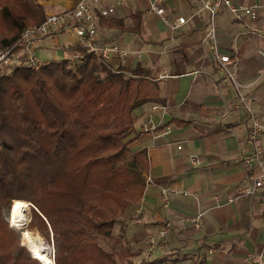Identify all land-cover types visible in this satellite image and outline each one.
I'll return each mask as SVG.
<instances>
[{"label":"crops","instance_id":"crops-1","mask_svg":"<svg viewBox=\"0 0 264 264\" xmlns=\"http://www.w3.org/2000/svg\"><path fill=\"white\" fill-rule=\"evenodd\" d=\"M231 1L261 4L257 18L247 26L233 19L225 6L211 17L207 10L195 13L197 0H168L167 12L187 17L171 29L158 16L144 15L143 8L132 5L125 10V0L106 17L122 25L98 19L101 40H119L127 50L126 55L112 54L108 62L147 68L159 82V99L145 101L132 111L133 137L128 146L132 152L145 153L148 169L144 177L150 179L140 201L127 208L122 219L121 238L126 247L139 251L127 256L135 262L156 257L162 261L155 264H264V197L259 190L251 196L245 193L258 168L254 163L246 170L240 162L243 154L254 150V141L247 138L249 115L233 105L235 88L215 69L211 46L215 42L218 52L231 56L238 81L249 84L255 96L253 112L264 118V60L257 51H264V0ZM39 2L47 13L67 9L76 0ZM133 12L140 15L135 17ZM211 26L214 38L207 36ZM58 34H65V41L60 42ZM50 42L54 48L46 47ZM75 43L65 32L47 35L36 41L35 54L42 60L36 48L49 51L44 60H52L62 49L66 57L63 48ZM147 119L156 126H147ZM161 128H166L164 134L159 133ZM256 140L264 156V133ZM188 154L198 156L200 164L188 162ZM157 178L162 180L152 181ZM161 184L179 185L187 193L173 195L163 207ZM198 210L204 224L195 229L186 218ZM162 229L166 235L157 238ZM149 234L157 241L147 251Z\"/></svg>","mask_w":264,"mask_h":264},{"label":"trees","instance_id":"trees-1","mask_svg":"<svg viewBox=\"0 0 264 264\" xmlns=\"http://www.w3.org/2000/svg\"><path fill=\"white\" fill-rule=\"evenodd\" d=\"M44 15L38 0H0V48ZM99 20L122 25L116 18ZM63 49L84 51L77 44ZM158 99L159 82L147 68L113 66L94 55L83 62L52 59L36 69L21 62L1 71L0 264H41L16 236L10 240L3 209L13 199L31 202V225L46 236L51 232L54 264L162 261H118L100 244L116 223L122 236L127 208L143 196L148 162L143 151L128 146L132 111ZM138 253L124 248L125 255Z\"/></svg>","mask_w":264,"mask_h":264},{"label":"built area","instance_id":"built-area-1","mask_svg":"<svg viewBox=\"0 0 264 264\" xmlns=\"http://www.w3.org/2000/svg\"><path fill=\"white\" fill-rule=\"evenodd\" d=\"M125 0H76L73 6L56 12H47L44 18L38 24H30L22 27L18 32L16 39L4 48H0V73L6 67H14L24 62L30 68H39L49 62L41 60L35 54V43L41 37L54 35L60 32L70 34L76 41L75 44L82 46V53L68 54V58L73 61L83 62L87 55H94L102 61H108L112 54L126 55L127 50L120 47L116 41H103L99 37L98 19L106 18L114 14L116 8L124 4ZM168 0H144L143 14L146 16H158L171 29L187 21V17L181 14L173 15L167 12ZM198 6L195 13L207 10L211 17L216 11L225 6L232 18L243 22L249 26V22L257 18L258 9L261 4L256 2H233L231 0H197ZM213 26L207 32L209 38H214ZM215 56V69L229 78L235 88L233 105L247 110L249 118L247 124V138L254 141V150L250 153L243 154L240 157L242 166L249 170L256 164L258 171L254 174L249 184L245 188V193L249 196L255 191H260L264 197V156L261 145L257 142V137L264 133V118L258 117L252 110V104L255 96L249 90V84H243L238 81L236 75L231 69L232 58L229 54L220 53L216 49V43H212ZM258 53L264 60V51L257 49ZM150 128L156 125L147 119L146 123ZM166 128L159 130L164 134ZM186 160L192 164H200L201 160L194 154H188ZM150 181V179H146ZM186 194L187 190L179 185L161 184L159 187V198L162 206L167 207L170 198L175 194ZM188 223L195 229L203 226L202 212L198 210L195 214L186 218ZM166 230L158 232L157 238L164 237ZM157 238L154 234L148 235L147 251L153 248ZM209 251H215L216 248H209Z\"/></svg>","mask_w":264,"mask_h":264},{"label":"rangeland","instance_id":"rangeland-1","mask_svg":"<svg viewBox=\"0 0 264 264\" xmlns=\"http://www.w3.org/2000/svg\"><path fill=\"white\" fill-rule=\"evenodd\" d=\"M127 3H129V5ZM127 3L125 5H123V8H125V10L131 8L132 5H135L134 9L142 10L143 4H144V0H127ZM123 8H120L119 10H123ZM57 36H58L57 38L60 40V42H63L66 39V35L65 34H58ZM49 39H51V36H49L46 39L45 42L46 43L49 42L50 41ZM45 42H43V43L45 44ZM116 42H119V40H117ZM46 47L54 48V44H52V43L51 44H46ZM39 51L40 50L39 49L37 50V48H36V53L39 54L40 57L42 56L41 58H44V59L49 58L48 54H47V52H49V51H47V52L45 50L44 51H40V52ZM56 54H57L56 55L57 59H62V58H64L62 56L65 55L64 51L62 49H58L56 51ZM44 59H42V60H44ZM143 176H144V174H143ZM13 200H11L8 209L7 208L3 209L4 219H5V221H7L8 226L13 230V232H11L9 234L10 240L12 241V239H14V237L16 236L18 238V242L21 243V244H24L25 247H27L29 249L30 254L34 258H36V256L33 254L32 246L29 243L28 237H27V231H36L41 236V238H42V240L44 242L45 251L53 259V255H54V252H55V246L53 244L51 232H50L49 236H46L44 233L41 232L40 228L38 227L37 224H35V222H34L33 225H31V219L30 218H31V206H32L31 204L32 203L29 202L30 204L28 206V219L22 224H17L15 222L11 221L10 218H9V209L11 207V203H12ZM124 216H127V215L124 214ZM121 217H122V215H121ZM118 226H119V224L116 223L115 226H114V235H112L110 238H101L100 244L106 249L113 250L116 253V255H117L118 259H119L118 261H123V260H125L126 258H129V257H127L128 255L124 254V248L126 247V245H125L124 240L121 238L120 232L117 230ZM30 248H31L32 252H31ZM36 259H38V258H36ZM40 263L44 264L42 261H40ZM48 264H54V259H53L52 263H48Z\"/></svg>","mask_w":264,"mask_h":264},{"label":"bare ground","instance_id":"bare-ground-1","mask_svg":"<svg viewBox=\"0 0 264 264\" xmlns=\"http://www.w3.org/2000/svg\"><path fill=\"white\" fill-rule=\"evenodd\" d=\"M28 202L22 199H14L9 209L11 221L22 224L28 219ZM28 241L32 246L33 254L44 264L52 263V257L47 254L44 242L36 231H27Z\"/></svg>","mask_w":264,"mask_h":264},{"label":"water","instance_id":"water-1","mask_svg":"<svg viewBox=\"0 0 264 264\" xmlns=\"http://www.w3.org/2000/svg\"><path fill=\"white\" fill-rule=\"evenodd\" d=\"M27 202H28V205H29V204H30L29 201H27ZM31 205H32V204H31ZM32 206H33V205H32Z\"/></svg>","mask_w":264,"mask_h":264}]
</instances>
